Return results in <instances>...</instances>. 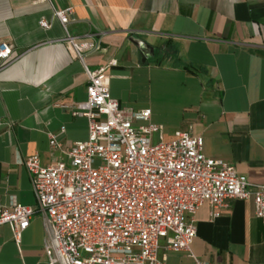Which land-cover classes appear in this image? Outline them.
Instances as JSON below:
<instances>
[{"label":"crops","instance_id":"1","mask_svg":"<svg viewBox=\"0 0 264 264\" xmlns=\"http://www.w3.org/2000/svg\"><path fill=\"white\" fill-rule=\"evenodd\" d=\"M70 8L71 36L91 34L97 50L88 70H105L109 94L120 108L149 111L164 138L174 131L201 137V152L231 165L250 184L264 183V0H0V43L11 58L0 64V204L34 207L21 161L41 166L86 139V120L72 116L85 101L86 77L61 41L53 10ZM47 29L38 26L39 20ZM135 43L149 47L144 63ZM187 64L192 71L183 66ZM203 204L194 215L190 249L215 264H264V221L250 201L225 200L210 219ZM42 218L33 213L19 245L0 226V264H46ZM160 248L164 264H192Z\"/></svg>","mask_w":264,"mask_h":264},{"label":"built area","instance_id":"2","mask_svg":"<svg viewBox=\"0 0 264 264\" xmlns=\"http://www.w3.org/2000/svg\"><path fill=\"white\" fill-rule=\"evenodd\" d=\"M71 14L70 8L52 9L61 41L86 77L85 101L71 108L72 116L86 120V139L64 150L48 135L49 152L60 158L46 166L35 154L21 161L35 205L0 204V226L18 246L37 212L46 264H164L157 258L160 241L164 251L182 253L192 264H215L190 249L196 211L206 204L213 219L225 200L239 199L250 201L253 216L264 221V183L250 184L231 165L204 157L201 137L174 131L166 139L147 109L120 108L104 76L115 61L87 69L84 58L97 50V40L69 35ZM38 26L47 29L48 23L41 19ZM10 58V47L0 43V64Z\"/></svg>","mask_w":264,"mask_h":264},{"label":"water","instance_id":"3","mask_svg":"<svg viewBox=\"0 0 264 264\" xmlns=\"http://www.w3.org/2000/svg\"><path fill=\"white\" fill-rule=\"evenodd\" d=\"M136 46L138 47V49L140 50V52L142 53V58L140 59L141 63H144L147 59L148 54L152 53V50L149 49V47L143 45V47L141 48V46H139V43H135Z\"/></svg>","mask_w":264,"mask_h":264},{"label":"trees","instance_id":"4","mask_svg":"<svg viewBox=\"0 0 264 264\" xmlns=\"http://www.w3.org/2000/svg\"><path fill=\"white\" fill-rule=\"evenodd\" d=\"M183 68L184 69H186L187 71H192L191 69H192V67L191 66H189V65H187V64H185L184 66H183Z\"/></svg>","mask_w":264,"mask_h":264}]
</instances>
